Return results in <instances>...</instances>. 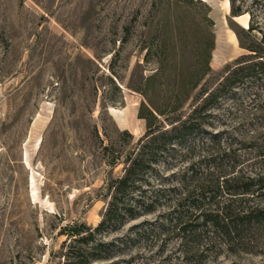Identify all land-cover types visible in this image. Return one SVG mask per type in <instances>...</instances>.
<instances>
[{
  "label": "rangeland",
  "instance_id": "374dc122",
  "mask_svg": "<svg viewBox=\"0 0 264 264\" xmlns=\"http://www.w3.org/2000/svg\"><path fill=\"white\" fill-rule=\"evenodd\" d=\"M168 2L0 0V264H60L50 257L66 239L60 228L101 222L110 200L105 183L122 175L128 151L146 134L142 96L129 86L155 72L162 38L167 65L210 55V71L176 113L183 117L248 54L229 34L246 17L231 19L224 0L190 4L199 14L209 8L211 28L190 18L178 23ZM204 114L201 130L169 145L130 192L138 214L96 236L109 243L107 257L89 264H264V217L231 238L205 220L249 208L264 213V78L236 85ZM95 134L109 145L106 154Z\"/></svg>",
  "mask_w": 264,
  "mask_h": 264
},
{
  "label": "trees",
  "instance_id": "16d2710c",
  "mask_svg": "<svg viewBox=\"0 0 264 264\" xmlns=\"http://www.w3.org/2000/svg\"><path fill=\"white\" fill-rule=\"evenodd\" d=\"M155 1L161 2V0ZM228 1L231 19L244 14L249 16L247 27L238 24L233 29L239 47L247 50L248 54L236 58L234 60L235 67L231 71L227 70L229 72L218 87L205 93L206 96L200 100L201 104L195 105L183 117L176 115V113L180 112L193 90L210 71V55L206 53L202 60L191 64L167 65L164 56V51L167 49L166 40L162 38L159 41L163 56L159 58L155 72L145 78L142 77L138 86H129L142 96L138 117L145 121L146 134L138 139L137 146L128 151L123 160L125 166L122 175L111 178L105 183L110 200L101 222L96 227H89L78 222L67 223L58 231V235H66V239L62 242L60 250L52 252L50 257L58 258L60 264H89L105 259L109 243L97 240L96 236L102 230L113 228L115 222L126 214L131 217L138 214V210L129 205V201L132 200L130 192L137 189V185L145 181L144 176L151 165L156 163L158 156L167 152L168 146L172 145L174 141H178V139L192 132L200 131L201 126L205 123L204 112L212 107L221 94L227 93L236 85L255 84L264 78V22H261L258 15L259 11L264 14V0H250L248 3L246 0ZM192 3L193 0H169L168 5L173 6L178 11V23L183 22L184 18H190L203 28H211L213 20L208 16L209 8L204 4L206 10L200 14L199 12L195 13L191 11V9L195 10L190 5ZM157 21L158 29L164 30V21L160 18ZM204 35L208 48H213V32L211 30L209 32L204 31ZM246 59L249 60L248 63L243 64L242 61ZM161 118L169 122L171 125L169 129H163L162 122L159 120ZM120 134L126 137L124 140L132 139V135L126 130H122ZM95 137L103 152L108 151L109 145H104L98 134H95ZM117 159V156L110 154L107 156V163L115 166L118 163ZM245 189H242L241 193L248 191ZM133 202H139V199ZM148 206L144 203L137 207L147 209ZM263 217V210L249 208L234 214L226 212L223 216L209 214L206 215L205 220L210 222L214 231L231 238L245 230L244 227L250 226L252 222H260Z\"/></svg>",
  "mask_w": 264,
  "mask_h": 264
},
{
  "label": "bare ground",
  "instance_id": "6f19581e",
  "mask_svg": "<svg viewBox=\"0 0 264 264\" xmlns=\"http://www.w3.org/2000/svg\"><path fill=\"white\" fill-rule=\"evenodd\" d=\"M202 1H206V0H202ZM224 2H225V5H226L227 10H229V1H228V0H224ZM241 17H246V19H245V21L242 23V25H243V27H247V25H248V23H247V20H248V19H247V18H248V14H244V15L237 16V17H235V19H239V18H241ZM229 34H230V39L235 37V35H234L233 32L230 31ZM110 111H111L113 114H116L117 116L123 114V111L118 110V109L113 108V107H110ZM39 140H40V138H37V139H36V145L39 143ZM23 159H24V163L27 165V164H28V156H27V152H26V150H25V152L23 153Z\"/></svg>",
  "mask_w": 264,
  "mask_h": 264
},
{
  "label": "crops",
  "instance_id": "0c3cea01",
  "mask_svg": "<svg viewBox=\"0 0 264 264\" xmlns=\"http://www.w3.org/2000/svg\"><path fill=\"white\" fill-rule=\"evenodd\" d=\"M231 39H232V42H233V43L236 42L235 37H234V38H231ZM216 41H218V40H216Z\"/></svg>",
  "mask_w": 264,
  "mask_h": 264
},
{
  "label": "water",
  "instance_id": "95a60500",
  "mask_svg": "<svg viewBox=\"0 0 264 264\" xmlns=\"http://www.w3.org/2000/svg\"><path fill=\"white\" fill-rule=\"evenodd\" d=\"M232 19L235 21V17H232Z\"/></svg>",
  "mask_w": 264,
  "mask_h": 264
}]
</instances>
